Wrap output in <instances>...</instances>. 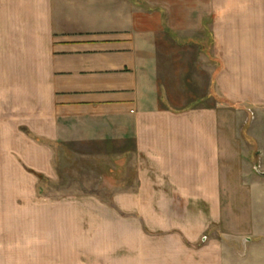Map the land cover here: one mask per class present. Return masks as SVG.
<instances>
[{
  "label": "crops",
  "instance_id": "obj_1",
  "mask_svg": "<svg viewBox=\"0 0 264 264\" xmlns=\"http://www.w3.org/2000/svg\"><path fill=\"white\" fill-rule=\"evenodd\" d=\"M183 28L213 31L221 68L211 82L243 108L201 106L212 94L194 87L187 106L173 105L160 61L145 58L158 48L143 41ZM0 119L10 158L51 179L55 145H98L119 156L114 203L79 206L98 229V248L85 252L100 259L106 229L121 228L118 212H128L129 256L120 264H264V0H0ZM19 123L50 144L18 133ZM128 157L132 175L120 165ZM5 178L17 194L35 196L33 174ZM49 208L48 219L28 226L56 262L68 258L57 253V229L70 221L59 224L58 205ZM4 225L9 240L16 234L25 245V223Z\"/></svg>",
  "mask_w": 264,
  "mask_h": 264
},
{
  "label": "rangeland",
  "instance_id": "obj_2",
  "mask_svg": "<svg viewBox=\"0 0 264 264\" xmlns=\"http://www.w3.org/2000/svg\"><path fill=\"white\" fill-rule=\"evenodd\" d=\"M169 22V21H168ZM171 26H183L185 21H171ZM176 24V25H175ZM182 24V25H180ZM180 28V27H179ZM151 38L145 39L143 43L153 41L154 46L158 48V52H147V54L154 56V61L159 60V82L163 83L171 93L174 101V106L180 102H187L189 104L187 91L191 87L194 89H202L212 94L211 98L203 99L200 103L201 106L205 105H218L223 108H243L240 105L234 104L229 100L223 98L221 93L215 90L212 84V75L214 76L215 69L221 68L219 58L215 56L216 41L213 31L209 28L202 29V31H192L190 29H178L177 31H156L149 34ZM151 40V41H150ZM147 45V44H146ZM143 45L144 48L146 46ZM147 47V46H146ZM206 51V52H205ZM159 56V58H158ZM149 58V57H148ZM214 79V78H213ZM160 84V85H161ZM167 88H162L165 90ZM197 104V103H196ZM250 112V118L253 119L254 115L250 107L245 106ZM2 118V117H1ZM241 118V117H240ZM0 119V264H117L125 263L122 258L129 256V232L127 225L132 219L128 212H118L123 219L121 228H108L106 229L108 237L111 240L103 244L104 252L100 259L97 258L98 254L90 249V252H85L84 248L95 246L98 248L94 239L98 229L89 228L90 223L87 220V215L80 210L81 205H94L96 203H114V195L112 194L113 187L120 183L115 180V172L118 165L115 164V159H119L118 155L114 153L108 154L105 150L98 145L82 146V144L70 145H55L53 168L57 177L54 179L49 178L44 173L35 171L30 164H27L16 155L10 158V153L3 147L2 134H8V126L3 124ZM245 118V127L242 134L247 139L246 130L249 121ZM17 132H22L30 140L42 142V144H50L44 139H40L35 133L26 125L18 124L15 126ZM249 149V157H253L255 147ZM16 149V148H15ZM104 151V152H103ZM16 152L14 151V154ZM252 159V158H251ZM127 163L120 161L123 170L126 168V173L133 174L134 171V157L127 158ZM123 163V164H122ZM253 170V165L251 167ZM119 170V167H118ZM33 174L37 178L35 196L26 197L16 192L18 190L17 183L11 185L6 180L8 174L17 175L21 172ZM58 205V222L66 217L70 221L68 228H59L58 237L59 243L57 246V253H67V259H58L56 262L49 259V252L47 249L49 245L37 244L34 242L39 239L34 238L35 229L28 225H33L30 221L41 215V220L48 219L49 207ZM35 206V208H34ZM38 206V208H37ZM75 206H78L76 208ZM42 208L41 212L37 210ZM68 207V211L63 210ZM45 209V212H44ZM103 213V212H102ZM108 220H114L113 212H106ZM117 214V213H116ZM117 218V216H116ZM29 221V222H28ZM25 223L27 225L25 231L26 243L25 245L19 244V240L15 234L11 241L12 244H7L10 241L7 237V228L5 223ZM81 225V227H77ZM13 230V229H12ZM21 230V229H20ZM104 230V229H103ZM33 233V236H28ZM39 236V232L35 233ZM43 236L49 235V229H42ZM111 236V237H109ZM65 239L69 242L65 243ZM44 240V239H43ZM87 240L94 241L95 244L87 242ZM32 241V242H31ZM30 242V243H29ZM89 246V247H87ZM20 247V248H19ZM45 249V251H40ZM20 249V250H19ZM36 249V250H34ZM45 255L47 258H43ZM34 256H41L40 259Z\"/></svg>",
  "mask_w": 264,
  "mask_h": 264
},
{
  "label": "water",
  "instance_id": "obj_3",
  "mask_svg": "<svg viewBox=\"0 0 264 264\" xmlns=\"http://www.w3.org/2000/svg\"><path fill=\"white\" fill-rule=\"evenodd\" d=\"M264 175V172H261Z\"/></svg>",
  "mask_w": 264,
  "mask_h": 264
}]
</instances>
